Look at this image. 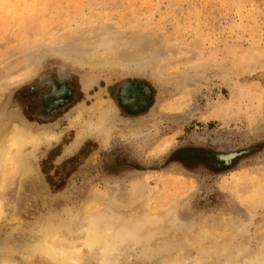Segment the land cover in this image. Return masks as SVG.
Instances as JSON below:
<instances>
[{
  "label": "rangeland",
  "instance_id": "1",
  "mask_svg": "<svg viewBox=\"0 0 264 264\" xmlns=\"http://www.w3.org/2000/svg\"><path fill=\"white\" fill-rule=\"evenodd\" d=\"M100 95L108 138L84 127ZM0 123V143L15 124L43 137L0 195V262L60 264L34 230L88 213L122 243L83 264H264V0H0Z\"/></svg>",
  "mask_w": 264,
  "mask_h": 264
},
{
  "label": "bare ground",
  "instance_id": "2",
  "mask_svg": "<svg viewBox=\"0 0 264 264\" xmlns=\"http://www.w3.org/2000/svg\"><path fill=\"white\" fill-rule=\"evenodd\" d=\"M137 55L132 54V56H131V54H130L129 55V56H131L130 58L120 60L119 62L114 60L115 63H112V66H120L121 67L124 65H129V63H131L132 61L136 62V61H138V58H139V55L138 56ZM103 56H105V55H103ZM108 56H109V54H108ZM112 56H114V55H112ZM79 59H81V58H79ZM110 59H109V57H107V58L105 57L104 59H102L99 62H97V60H96L95 62H93V61L89 62L88 61V63H90V64L92 63L93 66H98V65H103V64L104 65L105 64H111L112 60H110ZM87 80H88V82H84V83H86V84H84V88L86 90H88L92 86V84L95 82V80L90 76L87 77ZM95 99H97V100L92 104L91 109L94 110V112H97V114H96L97 120H96V122H95V120H91V119L86 120L85 124H84L85 125L84 126L85 132L86 133L89 132V134H90V131L94 130V128L96 127L99 132H104L103 134L106 136V135L110 134V132L113 131L110 129L109 131L106 132V130L104 129V127H106V126L103 125L107 121V119H109L108 114L104 111V109L102 107L106 98H102L100 95V97L96 96ZM107 99L109 101L112 100L110 98H107ZM78 117H80V115ZM18 123H21V122H18ZM137 129L138 128L135 126L134 127L130 126L128 130L131 131V133H134V132H136ZM125 130L126 129H124L123 131H125ZM33 131L30 132L29 130H27L26 126L22 127L19 124H15L13 129L5 135V137L2 139V141L0 143V195L1 196L6 191L5 190L6 182L9 181L7 179L8 178L10 179L13 174H16L17 171L19 172L23 167H25L24 164H25L27 159H26V155L24 152V148L28 144H32V146H34V148H37L40 145L41 141L43 140V137L41 135H39L37 133H33ZM123 131L121 133H124ZM80 134H82V133H80ZM46 137H47V135H46ZM108 137H109V135L107 136V138ZM165 147L166 146H163L162 149H164ZM28 165H30V164H28ZM29 171H31V170H29ZM21 173H22V171H20V174ZM11 181H13V180H11ZM260 184H264V183L262 182ZM139 198L140 197H138V199ZM259 200L260 201L264 200V193L263 192L260 194ZM2 203L3 202L0 200V220L2 219L4 212H5ZM144 203L148 204L147 199L144 200L143 204ZM4 204H6V203H4ZM96 207H97V205H96ZM97 210H99V209H97ZM92 213L95 214V212H92ZM103 213H101V214H103ZM83 216L84 215H82V217ZM151 218H153V217H151ZM104 221H105V219L103 218L102 215H93V214L90 215L87 213V216L85 218H83L81 225H79V228L77 230H75V228L78 226L72 227V228H74L73 229L74 231H71L72 228H71V230L69 229L70 232H69L68 236L63 237V234H61L60 232H61V229H63L62 227L65 224L64 223H58L55 219H48L47 221H45L44 224L40 225L38 230H34V236H35L34 239L35 240L32 243H30L29 246H26V247L32 253H34V254L37 253V254H39V255H41V256L49 259V260L56 261L60 264H83V261L86 259L85 258L86 256H84L86 253H84L81 250L82 247H86L88 254L92 253L95 249H98L100 252L99 258L101 257L103 260L108 261L109 259H108L107 255H108L109 251H113V250L118 251L119 244H121L122 242L120 241L121 236H119L118 234L115 236L116 233H115L114 229L106 228L103 226V224H105ZM136 222L132 226H129V229H126V232L124 233L123 238L124 237H126L128 239L133 238L132 241L133 242L136 241V243H137L138 241L134 240V239L138 238V234L140 232V231H138V229H139L140 225H137ZM120 228L121 227H118V229L116 228V230L120 231ZM65 235H67V234H65ZM112 236H114V238ZM111 237H112V239H111ZM130 240L131 239H129V241ZM113 262H114V260H113ZM1 264H27V263H21V262L16 261L15 259L11 258V259L4 260V262H2Z\"/></svg>",
  "mask_w": 264,
  "mask_h": 264
},
{
  "label": "flooded vegetation",
  "instance_id": "3",
  "mask_svg": "<svg viewBox=\"0 0 264 264\" xmlns=\"http://www.w3.org/2000/svg\"><path fill=\"white\" fill-rule=\"evenodd\" d=\"M61 80V84H54L53 83V87H52V92L51 95L52 98H55L54 102H55V107H60L61 105L65 104L66 102L70 101L72 99L71 95L73 94V90L68 86L66 78H62L59 79V81ZM125 85L123 86L121 93L123 94L122 96L124 97L128 90L125 91ZM130 88V87H129ZM127 88V89H129ZM137 90V89H136ZM126 92V93H125ZM138 91L134 92V94H136ZM125 93V95H124ZM47 95V97L49 96ZM142 95V94H141ZM144 98V95H142ZM124 99V98H123ZM125 102L129 103V105H131V109L133 110H137V108L139 107V105H132V102H134V100L132 99L131 101H127L124 99ZM144 102V101H143ZM144 107V106H143Z\"/></svg>",
  "mask_w": 264,
  "mask_h": 264
},
{
  "label": "water",
  "instance_id": "4",
  "mask_svg": "<svg viewBox=\"0 0 264 264\" xmlns=\"http://www.w3.org/2000/svg\"><path fill=\"white\" fill-rule=\"evenodd\" d=\"M242 152H234V151H231V152H228V153H225V154H220L219 157L220 159L224 160L225 163H229V161H231L232 158L240 155Z\"/></svg>",
  "mask_w": 264,
  "mask_h": 264
}]
</instances>
